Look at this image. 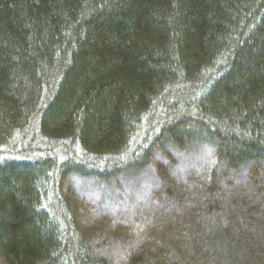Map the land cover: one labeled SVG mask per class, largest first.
Here are the masks:
<instances>
[{
  "label": "trees",
  "instance_id": "16d2710c",
  "mask_svg": "<svg viewBox=\"0 0 264 264\" xmlns=\"http://www.w3.org/2000/svg\"><path fill=\"white\" fill-rule=\"evenodd\" d=\"M0 264H264V0H0Z\"/></svg>",
  "mask_w": 264,
  "mask_h": 264
},
{
  "label": "rangeland",
  "instance_id": "374dc122",
  "mask_svg": "<svg viewBox=\"0 0 264 264\" xmlns=\"http://www.w3.org/2000/svg\"><path fill=\"white\" fill-rule=\"evenodd\" d=\"M115 212V211H114ZM116 212H118L117 214H118V216H121V218H123L124 219V217H125V215L122 213V212H119V211H117L116 210ZM125 218H130L129 216H127V217H125Z\"/></svg>",
  "mask_w": 264,
  "mask_h": 264
}]
</instances>
